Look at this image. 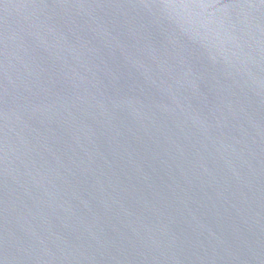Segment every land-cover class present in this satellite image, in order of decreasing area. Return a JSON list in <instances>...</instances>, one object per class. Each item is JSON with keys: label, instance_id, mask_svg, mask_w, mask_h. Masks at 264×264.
Masks as SVG:
<instances>
[{"label": "water", "instance_id": "95a60500", "mask_svg": "<svg viewBox=\"0 0 264 264\" xmlns=\"http://www.w3.org/2000/svg\"><path fill=\"white\" fill-rule=\"evenodd\" d=\"M0 264H264V0H0Z\"/></svg>", "mask_w": 264, "mask_h": 264}]
</instances>
